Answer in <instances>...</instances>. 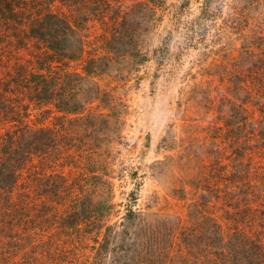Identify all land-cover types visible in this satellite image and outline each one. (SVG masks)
Segmentation results:
<instances>
[{"label":"rangeland","instance_id":"374dc122","mask_svg":"<svg viewBox=\"0 0 264 264\" xmlns=\"http://www.w3.org/2000/svg\"><path fill=\"white\" fill-rule=\"evenodd\" d=\"M148 1L146 7L131 9L142 13L143 30L129 46L106 44L99 23L84 26L74 35L69 46L78 55L73 68L95 69L76 85L72 102L81 103L80 111L65 113L55 103L27 101L26 120L54 126L59 140L68 143L65 151L71 157L61 166L52 161V169H64L85 205H91L89 200L96 207L101 202L105 205L95 211L96 220L82 214L85 220L80 228L65 235H50L59 230L47 227L43 232L32 222L20 228L15 224L14 235H33L35 243H41L39 253H45V259L30 262L27 258L29 264H142L144 255L157 264H170L169 227L186 224L190 203L201 199V173L214 160L209 152L212 141L221 140L215 131L220 125L216 106L210 111L204 106L205 95L219 97L220 72H211L214 62L223 57L225 63L232 61L254 34H264V20L262 14L250 13L234 26L224 21L231 9L225 4L215 20L198 21L206 0H180L183 6L177 5L179 0ZM113 2L125 5L133 0ZM58 8L67 11L64 6ZM203 26H208L206 32ZM213 28L217 37L208 35ZM210 86L211 91H206ZM40 156L30 162L38 164ZM26 176L24 169L21 181ZM212 178L211 182L216 175ZM23 189L14 191V199H21L20 194L25 197ZM65 198L70 202L65 206H79ZM31 200L40 204L43 199ZM24 206L19 204V210L24 211ZM177 240L174 252L182 250L184 264H189L183 241ZM45 251L59 254L50 256ZM20 257L21 253L9 256L8 264ZM200 257L193 254L192 259Z\"/></svg>","mask_w":264,"mask_h":264},{"label":"trees","instance_id":"16d2710c","mask_svg":"<svg viewBox=\"0 0 264 264\" xmlns=\"http://www.w3.org/2000/svg\"><path fill=\"white\" fill-rule=\"evenodd\" d=\"M177 3L183 6L180 0ZM225 4L231 9L224 21L234 26L250 13L256 17L262 14L264 20V0H206L197 20H215ZM63 6L67 11L58 8ZM136 6L146 7L147 2L133 0L124 5L113 0H0V264H8L9 256L18 253L20 259L11 264L46 258L45 253H39L41 243H35L36 237L14 235L15 224L20 228L32 222L43 232L47 227L59 230L50 235H65L80 228L83 215L96 220L95 211L105 206L101 202L96 207L91 200V205H85L86 200L72 189L64 169H52V161L61 166L71 157L70 151H65L68 143L59 140L54 126L26 120L27 101L55 103L65 113L80 111L81 103L72 102L76 85L95 69L73 68L78 57L69 49L74 35L84 26L99 23L106 44L129 46L137 42L143 30L139 25L142 13L131 10ZM245 10L248 13L244 14ZM207 27L202 30L206 32ZM209 34L217 37V29H210ZM226 59L215 61L211 71L220 72L219 97L205 95L204 105L207 111L216 106L220 125L215 131L221 140L212 141L209 152L214 160L201 173V199L190 203L188 222L169 227L170 264H184L183 251L174 252L179 237L189 264H264V34H254L232 61L225 63ZM35 155H43L36 165L30 162ZM44 159L49 161L44 163ZM24 169L27 176L21 181ZM212 174L216 175L213 182ZM17 187L24 188L25 197L20 194L21 199H14ZM68 196L80 208L65 206L70 203L65 198ZM38 197L43 199L40 204L30 203ZM26 198L31 199L26 202ZM22 203L24 211L18 207ZM194 221L196 225H190ZM27 245L29 250L23 252ZM193 254L200 259H192ZM140 261L157 264L149 255Z\"/></svg>","mask_w":264,"mask_h":264}]
</instances>
